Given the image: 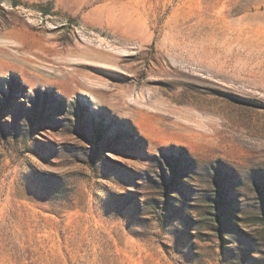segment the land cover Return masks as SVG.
Listing matches in <instances>:
<instances>
[{"label":"rangeland","instance_id":"rangeland-1","mask_svg":"<svg viewBox=\"0 0 264 264\" xmlns=\"http://www.w3.org/2000/svg\"><path fill=\"white\" fill-rule=\"evenodd\" d=\"M0 264H264V0H0Z\"/></svg>","mask_w":264,"mask_h":264},{"label":"trees","instance_id":"trees-1","mask_svg":"<svg viewBox=\"0 0 264 264\" xmlns=\"http://www.w3.org/2000/svg\"><path fill=\"white\" fill-rule=\"evenodd\" d=\"M45 12H48V11H45Z\"/></svg>","mask_w":264,"mask_h":264}]
</instances>
